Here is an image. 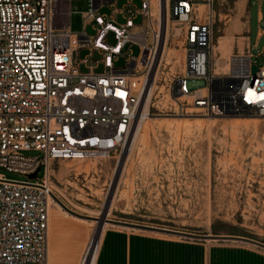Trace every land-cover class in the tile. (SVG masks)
I'll list each match as a JSON object with an SVG mask.
<instances>
[{
    "label": "built area",
    "instance_id": "1",
    "mask_svg": "<svg viewBox=\"0 0 264 264\" xmlns=\"http://www.w3.org/2000/svg\"><path fill=\"white\" fill-rule=\"evenodd\" d=\"M89 1L81 31L72 32L70 0H0V167L29 176L44 169L34 182L0 174V264H50V162L120 157L142 116V99L165 69L166 0L155 7L153 0H137L138 7L125 0L122 8L118 0ZM212 3L200 11L196 0H169L183 69L163 85L165 94L176 115L263 118L264 66L248 51L226 57L215 51ZM104 5L112 7L108 16L99 13ZM89 24L93 36L85 32ZM132 45L140 49L136 57L128 54ZM81 49L88 57L77 60ZM94 52L101 58L94 60ZM121 57L126 62L117 68Z\"/></svg>",
    "mask_w": 264,
    "mask_h": 264
},
{
    "label": "rangeland",
    "instance_id": "2",
    "mask_svg": "<svg viewBox=\"0 0 264 264\" xmlns=\"http://www.w3.org/2000/svg\"><path fill=\"white\" fill-rule=\"evenodd\" d=\"M248 2L213 0L214 40L230 33L236 41H243L249 14L252 62L263 67L264 37L257 42L256 33L258 28H264V18L258 23L257 6L252 4L249 9ZM124 4L125 0H118L116 7L122 8ZM139 4L134 1L136 7ZM153 5L156 6V0ZM89 9V0H70L72 32L81 31L83 15ZM111 10L112 7L104 5L99 13L108 16ZM262 10L264 14V7ZM124 21L122 15L117 16L118 23ZM140 21L139 17L134 23ZM169 27L166 46L178 52L172 59L180 63L161 70L155 91L158 97L152 99L148 109L147 122L151 127L146 134L138 137L133 149L126 151L124 157L116 155L111 159L81 160L80 163L79 160L52 161L46 181L60 192H56V197L72 211L70 203L91 211L106 209L112 221L196 235L238 233L264 241V117L215 118L196 111L177 116L174 104L170 100L164 103L163 93H159V88L181 72L183 65V52L173 38L176 26L171 19ZM85 32L95 35L93 25H87ZM107 42L114 43L112 35L107 37ZM139 52L136 45L128 48V54L133 57ZM88 54V50L81 49L77 60L87 58ZM100 58L98 52L93 53L94 60ZM125 62L121 57L114 65L119 68ZM80 70L88 69L81 64ZM101 71V65L95 67V72ZM237 118L249 120L251 126L239 130L231 128L229 123ZM38 154L25 153L26 156ZM0 174L10 180L34 182L43 177L44 169L40 167L36 175L29 176L0 167ZM49 211V233L54 240L49 246L51 263L61 264L60 257L66 256L71 261L69 264H79L84 250L75 257L77 247H90L97 222L80 219L52 206ZM111 226L115 225L109 224L103 230ZM100 229L101 234L102 227Z\"/></svg>",
    "mask_w": 264,
    "mask_h": 264
},
{
    "label": "crops",
    "instance_id": "3",
    "mask_svg": "<svg viewBox=\"0 0 264 264\" xmlns=\"http://www.w3.org/2000/svg\"><path fill=\"white\" fill-rule=\"evenodd\" d=\"M248 3L249 9L252 4H256V19L261 23L264 18V0H249ZM249 20L248 14L247 35L241 38L243 41H236L229 33L217 36L214 45L220 46L222 43L231 53H250ZM263 37L264 28H258L257 42ZM220 38L223 41L219 42ZM218 53L221 55L220 50ZM216 235L243 237L264 243L263 240L238 233ZM50 241L54 240H51L49 233V246ZM97 243L94 264H264V248L235 239H189L115 225L104 229ZM82 247L78 246L77 250ZM50 251L51 248L49 255ZM68 260L66 256L60 257L61 264L71 263Z\"/></svg>",
    "mask_w": 264,
    "mask_h": 264
},
{
    "label": "bare ground",
    "instance_id": "4",
    "mask_svg": "<svg viewBox=\"0 0 264 264\" xmlns=\"http://www.w3.org/2000/svg\"><path fill=\"white\" fill-rule=\"evenodd\" d=\"M155 2V1H154ZM161 4V5H164L165 3V0H156V6L158 4ZM154 6V5H153ZM168 6H169V0H166V8H167V18H166V22L164 23L163 25V31L165 30V37L167 38L168 35H169V24H170V19L168 17L169 13H168ZM155 7V6H154ZM198 9L200 11H204V9H206V5L204 4H199L198 5ZM223 38V37H222ZM223 41L221 38L219 39V42ZM215 51L218 53V51L220 50L221 51V57H224V54H229L231 53V51L224 47V45L221 43L220 46H217L215 45L214 47ZM175 55H178V52L176 51H173V50H168L167 49V46H166V43L164 44V48H163V61L165 62L164 63V66L166 67L167 65H170V64H176V63H180V61L176 60V61H173V56ZM228 56V55H226ZM176 57V56H175ZM181 69H183V65L181 64ZM160 73H157L153 79V83L150 87V90H149V93L146 97V99H142V102H141V105H140V108H139V111L142 112V116L139 120L135 121L134 125H133V130H132V133H131V136L130 138L128 139L126 145H125V151H131V149H133V145L134 143L136 144V140L138 139V137L140 136H144L146 134V132L149 130V127L150 124H148L147 122V119H150V114L148 112V109H149V105L152 101L153 98H157L158 95H156L155 91L158 89V86H157V80H158V77H159ZM151 76H149L148 78V84L147 86L150 85V81H151ZM159 93H163V98H165V102L164 103H167L169 101V98L168 96L164 93V87H160L159 88ZM158 93V94H159ZM176 116V115H175ZM179 116V115H177ZM185 116H188L185 115ZM208 119H210L209 117H207ZM251 123L249 120H239L238 118L233 120L232 122L229 123L230 127L235 129V130H239V129H243V128H249L251 126ZM141 140V139H140ZM79 163L81 162V160L78 161ZM95 169L97 168V165L94 164L93 166ZM79 168V167H78ZM87 168V167H86ZM87 171V170H86ZM48 173V172H47ZM47 176V175H46ZM47 183V181H46ZM49 185V184H48ZM49 188H50V191L52 192V194L54 196H56V192H58V194L60 193L53 185H49ZM62 194V193H61ZM67 197V196H66ZM115 200V199H114ZM113 200V201H114ZM112 201V202H113ZM62 202V201H61ZM63 203V202H62ZM107 203V202H106ZM65 204V203H63ZM113 204V203H112ZM66 205V204H65ZM70 205L72 206L73 208V211L75 213H78L80 215H83V216H86V217H89V218H92L93 221L97 222L98 224V227H102V231H103V228L107 225H112L110 223L111 218H110V214L109 212L106 213V209H103L101 212L100 211H91V210H88V209H85L83 207H80L78 205H74V204H71ZM49 206H52L54 208H58V209H62V207L54 200V199H50L49 200ZM67 206V205H66ZM107 206V205H106ZM105 206V207H106ZM103 208V207H102ZM108 209V208H107ZM106 210V211H105ZM111 211V209H110ZM81 219V218H80ZM150 226V225H149ZM123 228V226H121ZM150 227H153V226H150ZM136 229V228H135ZM137 230H140V229H137ZM101 231V233H102ZM145 231V230H144ZM152 232V231H150ZM154 233H159V232H154ZM94 234V233H93ZM92 234V235H93ZM100 236V235H99ZM90 240V239H89ZM98 242V239H94L93 240V243H92V246L91 248H88V246L85 248L84 245L81 249H78L76 251V255L75 257L78 256V254L82 251V254H83V257L80 261L79 264H94V260H95V256H96V252H97V243ZM88 243V242H87ZM90 245V244H89ZM85 248V249H84ZM51 251H50V255H51ZM81 258V257H80Z\"/></svg>",
    "mask_w": 264,
    "mask_h": 264
},
{
    "label": "water",
    "instance_id": "5",
    "mask_svg": "<svg viewBox=\"0 0 264 264\" xmlns=\"http://www.w3.org/2000/svg\"><path fill=\"white\" fill-rule=\"evenodd\" d=\"M79 47L75 46L74 47V51L72 54V58L74 59L76 56V52L78 51ZM257 67L255 65L252 66V72H256ZM125 149L122 153V157H124L125 154ZM52 199H54L61 207L64 211H66L67 213L81 218V219H88V220H92V218L80 215L78 213H75L74 211H72L71 209H69L66 205H64L56 196L51 195ZM111 224L116 225V226H123V227H129V228H136V229H140V230H147V231H152V232H159V233H163V234H169V235H174V236H179V237H184V238H189V239H235V240H241V241H245V242H249L252 243L256 246L262 247L264 248V243L253 240V239H248V238H243V237H231V236H220V235H210V234H206V235H196V234H190V233H184V232H179V231H173V230H168V229H164V228H157V227H150V226H146V225H139V224H133V223H127V222H123V221H110ZM100 227L97 228L95 237L94 239H98L99 235H100ZM93 240L91 242V245L89 248H91Z\"/></svg>",
    "mask_w": 264,
    "mask_h": 264
}]
</instances>
